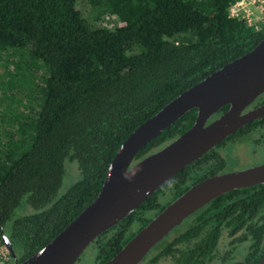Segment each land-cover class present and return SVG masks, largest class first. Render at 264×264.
<instances>
[{
    "label": "trees",
    "instance_id": "16d2710c",
    "mask_svg": "<svg viewBox=\"0 0 264 264\" xmlns=\"http://www.w3.org/2000/svg\"><path fill=\"white\" fill-rule=\"evenodd\" d=\"M79 1L0 0V237L5 232L14 248L22 245L20 264L97 199L136 130L264 41V30L230 17L238 0H86L94 25L77 9ZM197 117V110L188 113L134 165L183 136ZM259 131L264 120L189 166L98 238L91 246L95 264H108L193 187L235 171L234 153L220 150L234 142L253 147ZM68 177L74 181L65 189ZM24 201L28 212L15 218ZM240 255L236 264L264 259V185L215 200L141 264H217Z\"/></svg>",
    "mask_w": 264,
    "mask_h": 264
},
{
    "label": "water",
    "instance_id": "95a60500",
    "mask_svg": "<svg viewBox=\"0 0 264 264\" xmlns=\"http://www.w3.org/2000/svg\"><path fill=\"white\" fill-rule=\"evenodd\" d=\"M264 94V41L191 88L143 124L123 144L97 199L54 241L21 264H77L94 242L125 221L192 164L244 127L264 117V106L245 111ZM230 110L211 122L225 107ZM193 110L195 125L160 152L134 165L152 141ZM264 185V165L207 179L172 203L108 264H141L172 232L215 200ZM4 242L19 263L14 245ZM264 264V259L259 263Z\"/></svg>",
    "mask_w": 264,
    "mask_h": 264
},
{
    "label": "flooded vegetation",
    "instance_id": "af4514ba",
    "mask_svg": "<svg viewBox=\"0 0 264 264\" xmlns=\"http://www.w3.org/2000/svg\"><path fill=\"white\" fill-rule=\"evenodd\" d=\"M263 106H264V94L261 97H259L245 111V113H249V112L255 111V110H257V109H259V108H261ZM217 119H215V120H217ZM263 120H264V117L262 119L256 121V122H261ZM212 121H213V119H212ZM256 122H254V123H256ZM254 123H252V124H254ZM252 124H250V125H252ZM250 125H248V126H250ZM248 126H246V127H248ZM246 127H244V128H246ZM257 136L259 137V141L253 147H251L250 145L240 144V143L234 142V143H228V145H226V147L224 149L220 150V153H222V155L228 154L229 151L230 152L232 151L234 153L235 160L237 161V165L235 166V171H233V172L243 171V170H247V169H251V168H255V167L264 165V162H262V163H260L258 165L252 164L254 161L259 160L261 158H263L262 160L264 161V131L257 132ZM14 264H15V262H14Z\"/></svg>",
    "mask_w": 264,
    "mask_h": 264
},
{
    "label": "built area",
    "instance_id": "2783aa9c",
    "mask_svg": "<svg viewBox=\"0 0 264 264\" xmlns=\"http://www.w3.org/2000/svg\"><path fill=\"white\" fill-rule=\"evenodd\" d=\"M230 17L245 21L256 32L264 30V0H238L230 9ZM12 256L0 237V264H10Z\"/></svg>",
    "mask_w": 264,
    "mask_h": 264
},
{
    "label": "rangeland",
    "instance_id": "374dc122",
    "mask_svg": "<svg viewBox=\"0 0 264 264\" xmlns=\"http://www.w3.org/2000/svg\"><path fill=\"white\" fill-rule=\"evenodd\" d=\"M77 9L82 12L84 17L87 19V21L90 24H92V25L95 24V18H94L95 16L93 14V11H92L89 3L86 0H80L78 2ZM109 25H112V24H109ZM13 92H15V91H13ZM2 109H3V107L0 108V111H3ZM262 159L263 158H261L259 160H256L252 164L258 165V164L264 162ZM73 181L74 180H73L72 177H70V178L68 177L66 182H65V189H67L72 184ZM25 203L26 202L24 201L23 206L16 212L15 218L21 217V216L25 215L28 212V208L25 205ZM15 251H16V254H17L18 258L20 259L22 257V254H23L22 245L16 244ZM243 258L244 257L240 255V256H237L236 260H233L232 262H226V263H221L220 262V263H217V264H236V263H238V261L243 260ZM11 264H14V263L12 262ZM77 264H95V253H94L92 247L89 248L85 252V254L82 256V258L79 260V262Z\"/></svg>",
    "mask_w": 264,
    "mask_h": 264
}]
</instances>
